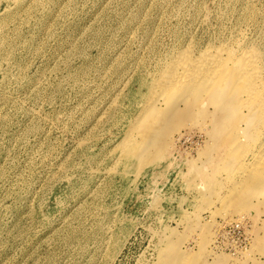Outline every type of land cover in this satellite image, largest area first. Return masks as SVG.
<instances>
[{"label":"rangeland","instance_id":"374dc122","mask_svg":"<svg viewBox=\"0 0 264 264\" xmlns=\"http://www.w3.org/2000/svg\"><path fill=\"white\" fill-rule=\"evenodd\" d=\"M232 29L263 48L264 0H0V264H157L176 238L193 252L206 238L231 264L264 262V202L224 218L219 199L197 206L198 175L220 169L201 161L218 152L198 126L142 171L125 169L116 146L141 71ZM230 224L235 246L216 249Z\"/></svg>","mask_w":264,"mask_h":264},{"label":"bare ground","instance_id":"6f19581e","mask_svg":"<svg viewBox=\"0 0 264 264\" xmlns=\"http://www.w3.org/2000/svg\"><path fill=\"white\" fill-rule=\"evenodd\" d=\"M230 34L233 37L221 43L214 40L205 44L190 38L186 44L173 46L156 59L154 69L141 71L137 79L143 89L133 92L139 95L138 106L129 118L124 139L116 145L120 150L118 159L125 169L142 171L143 167L163 160L165 151L174 146L175 132L198 126L208 136L206 149L218 152V156L205 154L200 160L204 164L214 162L220 169L212 175L199 174V166L192 165L200 177L197 206L205 209L215 198L219 199L223 209L218 212L223 218L228 209L234 213L257 211L264 202L257 201L258 197H264V47L254 46L244 32L235 33L232 29ZM151 49H155L153 44ZM258 144L261 151L256 149ZM175 240L164 241L157 264H231L232 256L206 250V238L195 252L181 249ZM235 264L264 262L254 259Z\"/></svg>","mask_w":264,"mask_h":264},{"label":"built area","instance_id":"2783aa9c","mask_svg":"<svg viewBox=\"0 0 264 264\" xmlns=\"http://www.w3.org/2000/svg\"><path fill=\"white\" fill-rule=\"evenodd\" d=\"M236 230H238L239 232L241 231L240 225H238V224H230L229 225V230L228 229L223 230V232H222L223 234H221L219 236V238L216 239V242L218 244H215V248L216 249H220V247L222 248L224 245L233 246L234 245V238L236 236ZM233 234H235V235H233ZM244 240L247 241V237H245Z\"/></svg>","mask_w":264,"mask_h":264}]
</instances>
